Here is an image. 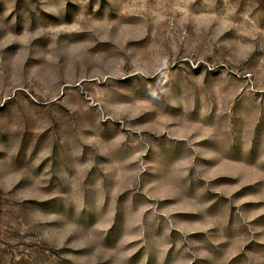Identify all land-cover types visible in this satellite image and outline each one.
I'll return each instance as SVG.
<instances>
[{
	"label": "rangeland",
	"instance_id": "1",
	"mask_svg": "<svg viewBox=\"0 0 264 264\" xmlns=\"http://www.w3.org/2000/svg\"><path fill=\"white\" fill-rule=\"evenodd\" d=\"M0 264H264V0H0Z\"/></svg>",
	"mask_w": 264,
	"mask_h": 264
}]
</instances>
